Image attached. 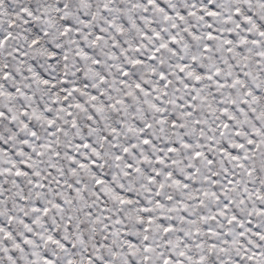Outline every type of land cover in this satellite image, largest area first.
I'll return each instance as SVG.
<instances>
[{
  "label": "snow or ice",
  "instance_id": "obj_1",
  "mask_svg": "<svg viewBox=\"0 0 264 264\" xmlns=\"http://www.w3.org/2000/svg\"><path fill=\"white\" fill-rule=\"evenodd\" d=\"M0 264H264V0H0Z\"/></svg>",
  "mask_w": 264,
  "mask_h": 264
}]
</instances>
